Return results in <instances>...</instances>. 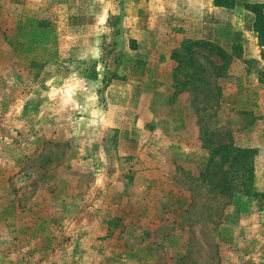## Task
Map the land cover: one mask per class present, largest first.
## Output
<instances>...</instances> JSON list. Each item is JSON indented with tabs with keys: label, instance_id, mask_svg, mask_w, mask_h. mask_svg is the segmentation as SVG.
Instances as JSON below:
<instances>
[{
	"label": "rangeland",
	"instance_id": "rangeland-1",
	"mask_svg": "<svg viewBox=\"0 0 264 264\" xmlns=\"http://www.w3.org/2000/svg\"><path fill=\"white\" fill-rule=\"evenodd\" d=\"M246 3L0 0V264H264Z\"/></svg>",
	"mask_w": 264,
	"mask_h": 264
},
{
	"label": "trees",
	"instance_id": "trees-1",
	"mask_svg": "<svg viewBox=\"0 0 264 264\" xmlns=\"http://www.w3.org/2000/svg\"><path fill=\"white\" fill-rule=\"evenodd\" d=\"M215 3L218 5H223L227 7H234L237 3V0H215ZM247 7L252 10L256 14V23L255 28L257 32L260 34L261 42L264 45V4L263 3H246ZM202 46H209L211 49L215 50L217 54L221 57L222 60H226L229 56L227 55L226 51L209 41H201L199 42ZM251 182V181H250ZM251 188V185H250ZM248 194H250V189H248Z\"/></svg>",
	"mask_w": 264,
	"mask_h": 264
}]
</instances>
